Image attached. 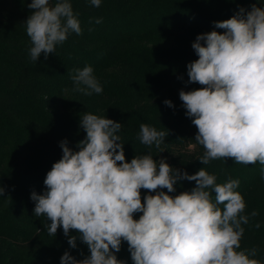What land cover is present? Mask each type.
<instances>
[{
  "label": "trees",
  "instance_id": "obj_1",
  "mask_svg": "<svg viewBox=\"0 0 264 264\" xmlns=\"http://www.w3.org/2000/svg\"><path fill=\"white\" fill-rule=\"evenodd\" d=\"M29 3L0 0V186L5 189L0 197V264H60L65 251L77 260L90 255L79 238L71 249L62 228L49 236L50 221L34 215L30 198L33 191H46V174L62 158L61 141L78 151L86 136L79 127L85 112L122 125L118 135L128 162L151 154L189 175L204 168L218 184L239 180L235 191L245 201L243 214L249 221L242 225L237 251L257 248V256L250 258L264 264V166L236 164L231 158L202 165L198 160L204 148L195 141L197 129L179 99L181 90L201 87L187 83V65L198 59L191 47L197 35L223 33L213 22L230 19L239 7L264 8V0H101L98 8L90 0H70L82 35L71 33L55 54L47 59L41 54L37 62L31 60L24 25L33 11ZM97 18L102 22L96 24ZM86 66L92 67L102 93L72 91L71 77ZM141 124L169 132L160 149L140 142ZM175 187L169 195L190 191L195 182L180 181ZM147 194L141 190L142 198ZM254 210L256 217L250 215ZM70 235L78 237L75 231ZM116 255L133 264L126 242Z\"/></svg>",
  "mask_w": 264,
  "mask_h": 264
},
{
  "label": "clouds",
  "instance_id": "obj_2",
  "mask_svg": "<svg viewBox=\"0 0 264 264\" xmlns=\"http://www.w3.org/2000/svg\"><path fill=\"white\" fill-rule=\"evenodd\" d=\"M90 4L98 8L101 0ZM28 8L33 11L24 25L32 61L55 54L71 33L82 35L70 0H31ZM213 23L223 33L197 35L191 47L198 59L187 65V83L201 87L179 92L185 115L197 129L195 141L204 148L198 161L208 165L231 158L236 164L264 166V8L239 7L230 19ZM71 79L73 92L91 96L103 91L91 66L77 69ZM164 104L174 107L170 100ZM79 127L86 136L78 151L61 141L62 158L46 174V191L30 197L34 215L50 221L49 236L62 228L71 249L77 248V238L87 246L90 255L77 260L65 251L60 264H125L116 255L123 242L133 264H261L250 258L257 256V248L237 251L242 225L249 221L245 201L235 191L239 180L218 184L204 168L189 175L151 154L128 162L118 135L122 125L112 119L85 112ZM168 135L141 124L138 138L160 149ZM180 181H194L195 187L169 195ZM141 190L148 193L143 198Z\"/></svg>",
  "mask_w": 264,
  "mask_h": 264
}]
</instances>
